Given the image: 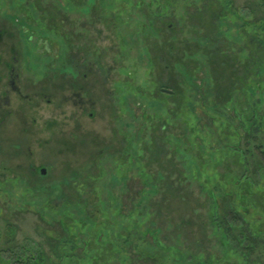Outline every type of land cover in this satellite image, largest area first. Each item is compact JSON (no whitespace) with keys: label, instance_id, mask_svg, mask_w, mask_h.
I'll use <instances>...</instances> for the list:
<instances>
[{"label":"rangeland","instance_id":"rangeland-1","mask_svg":"<svg viewBox=\"0 0 264 264\" xmlns=\"http://www.w3.org/2000/svg\"><path fill=\"white\" fill-rule=\"evenodd\" d=\"M19 245L264 264V0H0V264Z\"/></svg>","mask_w":264,"mask_h":264},{"label":"trees","instance_id":"trees-1","mask_svg":"<svg viewBox=\"0 0 264 264\" xmlns=\"http://www.w3.org/2000/svg\"><path fill=\"white\" fill-rule=\"evenodd\" d=\"M163 86L165 87L166 85L162 84V88ZM257 126H261V121L258 123ZM208 135L209 134L207 132L204 133V136H206V138L209 137ZM205 141L208 142L209 140H205ZM84 187L88 188V186L86 185ZM78 192L80 193L81 196L87 197V195H85L86 191L84 189H81V190L79 189ZM88 197H89V194H88ZM93 198L94 196H92V198H88L89 205L94 203ZM10 255H11L10 257H11V260L13 261V264H45L46 263V256L42 252V250L34 252L30 250L28 246L26 245H19L18 248L12 251Z\"/></svg>","mask_w":264,"mask_h":264},{"label":"water","instance_id":"water-1","mask_svg":"<svg viewBox=\"0 0 264 264\" xmlns=\"http://www.w3.org/2000/svg\"><path fill=\"white\" fill-rule=\"evenodd\" d=\"M166 92L172 93V91L168 90V89H163ZM42 173H46V170H43Z\"/></svg>","mask_w":264,"mask_h":264}]
</instances>
